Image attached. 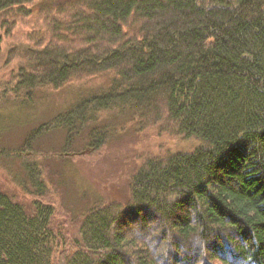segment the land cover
I'll use <instances>...</instances> for the list:
<instances>
[{
  "label": "trees",
  "instance_id": "16d2710c",
  "mask_svg": "<svg viewBox=\"0 0 264 264\" xmlns=\"http://www.w3.org/2000/svg\"><path fill=\"white\" fill-rule=\"evenodd\" d=\"M0 60L3 103L26 116L77 84L24 145L59 131L64 152L0 150V264H264V0H0ZM128 118L195 145L160 143L126 198L70 227L43 199L47 157L97 151Z\"/></svg>",
  "mask_w": 264,
  "mask_h": 264
},
{
  "label": "rangeland",
  "instance_id": "374dc122",
  "mask_svg": "<svg viewBox=\"0 0 264 264\" xmlns=\"http://www.w3.org/2000/svg\"><path fill=\"white\" fill-rule=\"evenodd\" d=\"M34 17L32 16V21H35ZM25 30L26 27L20 23L15 29L14 36H21ZM9 38H12L11 35L6 37V44L11 40ZM2 62L0 60V67ZM107 81V77L98 76L90 79L85 87L96 88L105 85ZM76 85L69 83L50 92L38 106L39 112L32 116L26 115L32 113L33 109H14L3 103L0 95V150H20L23 153L27 152V155H31L28 152H33V149L52 154L64 152L65 135L59 131L44 132L35 143L37 147L32 150L24 149V145L30 132L65 109ZM113 127L118 128L117 132L97 151H91L85 141L79 140L74 144V149L83 152L81 156L64 160L51 155L46 159L48 189L43 199L60 206L59 214L64 218L62 221L70 227H78L74 217L96 200L126 198L129 192L128 181L140 159L145 153L160 148V143L162 147L174 149H189L195 145L194 140L189 141L176 136L170 138L164 132L159 134L156 126L142 130L138 128L136 122H130L129 118L120 120ZM12 164L13 170L17 171L16 167L21 163L16 159ZM12 185L11 183L6 187L9 189L16 187ZM19 191L27 199L30 198L25 191Z\"/></svg>",
  "mask_w": 264,
  "mask_h": 264
}]
</instances>
